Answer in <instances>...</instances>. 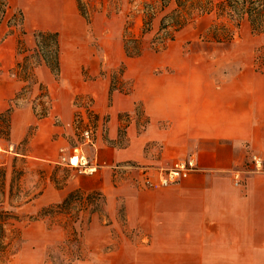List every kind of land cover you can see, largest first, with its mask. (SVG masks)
Returning a JSON list of instances; mask_svg holds the SVG:
<instances>
[{
	"label": "crops",
	"instance_id": "0c3cea01",
	"mask_svg": "<svg viewBox=\"0 0 264 264\" xmlns=\"http://www.w3.org/2000/svg\"><path fill=\"white\" fill-rule=\"evenodd\" d=\"M4 1L5 19L11 6ZM14 2L23 26L28 19L47 26H33L29 35L57 34L59 53L55 72L43 63L34 67L36 93L27 110L33 134H25L28 123L15 129L9 123L6 141L40 147L53 111L60 116L65 111L70 118L63 117L70 121L73 106L89 101L97 108L87 111L96 120L91 156L98 170L77 176L71 189L99 194L108 216L114 219L121 211L135 234L107 253L103 263L79 259L66 264H264V65L258 49L252 56L238 50L216 56L206 50L191 58L169 49L201 19H210L209 29L213 18L206 16L177 31L162 50L145 49L131 58L124 52L123 22L122 60L87 68L82 75L66 58L74 56L62 51L61 37L77 35L92 15L85 20L75 0ZM207 29L197 36L218 45L206 36ZM136 60V65L126 63ZM27 154L31 152L19 156L41 160ZM55 156L57 150L50 149L48 157ZM187 160L195 165L187 178L159 186L165 171ZM14 256L0 264H9Z\"/></svg>",
	"mask_w": 264,
	"mask_h": 264
},
{
	"label": "rangeland",
	"instance_id": "374dc122",
	"mask_svg": "<svg viewBox=\"0 0 264 264\" xmlns=\"http://www.w3.org/2000/svg\"><path fill=\"white\" fill-rule=\"evenodd\" d=\"M220 1L213 0L214 3ZM7 2L12 16L9 14L4 19L6 6L0 7V110L5 112L6 108H16L10 123L14 129L28 123L24 130L31 136L35 127L27 110L36 93V89L33 91L34 76L37 80L34 67L38 64L34 57V38L29 35V29L37 25L28 19L24 27L21 9L14 7V0ZM147 2L152 1L81 0L93 21L90 20L87 27L83 26L77 35L61 37L62 51L74 56L66 58L72 61L80 74L87 68L112 66L122 60L120 36L123 22L128 33L139 35L142 19L148 14ZM155 4L158 6L159 3ZM57 13L62 11L57 9ZM212 16L215 17L213 13ZM209 21V18L201 19L193 27L186 28L169 49L175 48L179 54L191 58L206 50L216 56L233 50L252 56L264 46V35H253L245 25L234 33L230 46L223 48L207 44L197 35L207 29ZM221 22L225 23V20ZM214 23L221 24L213 20ZM61 24L59 22L57 26L63 27ZM39 26L47 27L38 21ZM208 54L205 55L210 59L212 56ZM126 63L136 65L139 61ZM23 78L25 81L20 80ZM88 109L97 110L89 101L78 102L70 110V121L63 117L68 115L65 111L61 116L53 111L43 129L45 137L40 147L33 144L20 147L6 141L7 124L4 118H0V263L13 253L15 256L9 264H42V261L43 264H66L76 259L103 263L107 253L117 249L122 242L133 239L135 234L125 226L121 211L112 219L101 197H88L71 189V183L77 176L94 175L98 170L91 156L97 133L96 120L89 116ZM101 133L102 129H99L98 134ZM53 148L57 150V156L50 158L48 152ZM76 149L86 156L89 165L95 166L92 174L57 163L59 158L71 156ZM29 152L31 154L27 155L41 160L19 156Z\"/></svg>",
	"mask_w": 264,
	"mask_h": 264
},
{
	"label": "trees",
	"instance_id": "16d2710c",
	"mask_svg": "<svg viewBox=\"0 0 264 264\" xmlns=\"http://www.w3.org/2000/svg\"><path fill=\"white\" fill-rule=\"evenodd\" d=\"M75 1L80 15L85 20H88L89 11L86 9L87 6L82 4L81 0ZM149 1L152 2L145 3L148 14L142 19L143 24L140 34L134 36L128 33V28L124 27L123 46L127 57L140 56L145 49L155 52L162 50L168 41L173 40V36L177 31L195 24L196 21L203 17L212 16V13L215 15V17L212 16L213 20L221 24H212L206 32V36L208 38L211 37L213 40L211 42H215L218 45H229L233 40L234 33L243 24L249 27L253 35L264 34V0H222L218 3H214L213 0ZM155 3H159L158 6ZM1 6H6L4 0H0ZM222 20H225V23H222ZM172 28V32H168ZM33 38L35 45V54H33L37 64L43 63L52 72H55L58 68L59 53L57 34L36 32L33 34ZM257 52L264 57V46L260 47ZM261 65H264V60H261ZM19 66L18 64L17 67L19 68ZM13 110V108L9 107L0 114V118H4L7 124L6 140H8L9 123ZM75 192L82 194L79 191ZM89 196L101 197L99 194H90ZM64 201H67V198Z\"/></svg>",
	"mask_w": 264,
	"mask_h": 264
},
{
	"label": "built area",
	"instance_id": "2783aa9c",
	"mask_svg": "<svg viewBox=\"0 0 264 264\" xmlns=\"http://www.w3.org/2000/svg\"><path fill=\"white\" fill-rule=\"evenodd\" d=\"M75 160V163L73 162ZM255 167H260V160L253 157ZM59 165L77 169L79 172L86 174H92L95 171V166L89 165L87 159L75 150V152L69 157H61L58 161ZM195 169L193 160L178 161L173 166L165 171L163 177L160 180L159 186L167 187L177 184L179 181L187 178L188 174ZM239 174H235V179L238 180Z\"/></svg>",
	"mask_w": 264,
	"mask_h": 264
},
{
	"label": "bare ground",
	"instance_id": "6f19581e",
	"mask_svg": "<svg viewBox=\"0 0 264 264\" xmlns=\"http://www.w3.org/2000/svg\"><path fill=\"white\" fill-rule=\"evenodd\" d=\"M73 162L75 163V160L73 159Z\"/></svg>",
	"mask_w": 264,
	"mask_h": 264
}]
</instances>
